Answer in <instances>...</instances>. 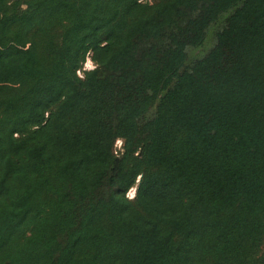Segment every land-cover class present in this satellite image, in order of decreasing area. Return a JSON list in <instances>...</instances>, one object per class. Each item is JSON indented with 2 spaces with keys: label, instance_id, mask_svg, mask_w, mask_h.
Wrapping results in <instances>:
<instances>
[{
  "label": "trees",
  "instance_id": "16d2710c",
  "mask_svg": "<svg viewBox=\"0 0 264 264\" xmlns=\"http://www.w3.org/2000/svg\"><path fill=\"white\" fill-rule=\"evenodd\" d=\"M0 264H264V0H0Z\"/></svg>",
  "mask_w": 264,
  "mask_h": 264
},
{
  "label": "rangeland",
  "instance_id": "374dc122",
  "mask_svg": "<svg viewBox=\"0 0 264 264\" xmlns=\"http://www.w3.org/2000/svg\"><path fill=\"white\" fill-rule=\"evenodd\" d=\"M199 51H200V49H198V48H195L194 49V52L195 53H197ZM94 65H95V63L91 59L90 53H89L86 56V59L83 62L81 69H78V73L79 74H82V69L83 68H90V67H93ZM121 144H122V139L121 138L116 139V141H115L116 148L120 149L121 148ZM136 186H137V184H134L132 187L129 188V190L127 191L128 196H133L135 194V192H136Z\"/></svg>",
  "mask_w": 264,
  "mask_h": 264
}]
</instances>
